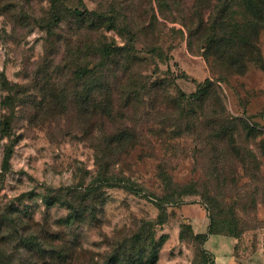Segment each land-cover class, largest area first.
<instances>
[{
    "label": "rangeland",
    "instance_id": "obj_1",
    "mask_svg": "<svg viewBox=\"0 0 264 264\" xmlns=\"http://www.w3.org/2000/svg\"><path fill=\"white\" fill-rule=\"evenodd\" d=\"M263 111L264 0H0V264L264 262Z\"/></svg>",
    "mask_w": 264,
    "mask_h": 264
},
{
    "label": "crops",
    "instance_id": "obj_2",
    "mask_svg": "<svg viewBox=\"0 0 264 264\" xmlns=\"http://www.w3.org/2000/svg\"><path fill=\"white\" fill-rule=\"evenodd\" d=\"M263 114L259 116L260 118L257 117L258 120L260 119L261 122H264V115ZM197 205H199V204H197ZM198 208L199 209L196 210L197 211L196 214H194V213L185 214V218L187 219L189 224H191V226L193 227V230L196 234H207L209 231V226H210L209 217H208L207 212L205 211V209L203 207H201L199 205ZM215 236H225L226 237L225 238L226 240L224 242L221 243L220 241H218V243H220V245L216 244L217 246H221L222 249L225 248V246L227 247L225 249L226 254H224L222 259L218 258V256L214 252V250H219V249H217L215 246L212 249L209 248V243L212 242L211 239H212V237H215ZM240 240H241L240 237L229 235V234H223V233L210 234L208 236L207 241L204 244V248L209 253L214 255V257H215L214 264H242V262L244 264H264V262L257 261L255 259H247V260H243L242 258L240 259L239 254H238L239 253L238 251H239ZM247 262H249V263H247Z\"/></svg>",
    "mask_w": 264,
    "mask_h": 264
},
{
    "label": "trees",
    "instance_id": "obj_3",
    "mask_svg": "<svg viewBox=\"0 0 264 264\" xmlns=\"http://www.w3.org/2000/svg\"><path fill=\"white\" fill-rule=\"evenodd\" d=\"M211 82L209 80H207V83L201 88L200 92L196 95H194L192 98L195 99V101H199V100H204L205 98L209 97L210 95H213V93H210L211 91ZM210 220V219H209ZM190 227H191V230L192 232L194 233L195 237L197 238H200L202 241H203V248H204V244L205 242L207 241L208 239V236L210 234H215V233H218V232H215L213 229H212V223L210 222V226H209V231L207 234H196L193 230V227L191 226L190 224ZM225 234V233H223ZM204 250L209 253L205 248ZM211 254V253H209Z\"/></svg>",
    "mask_w": 264,
    "mask_h": 264
}]
</instances>
